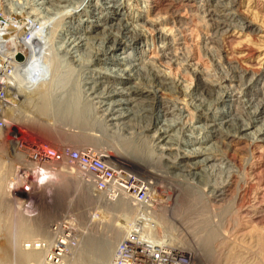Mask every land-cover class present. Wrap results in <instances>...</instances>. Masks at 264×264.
<instances>
[{"label": "bare ground", "instance_id": "bare-ground-1", "mask_svg": "<svg viewBox=\"0 0 264 264\" xmlns=\"http://www.w3.org/2000/svg\"><path fill=\"white\" fill-rule=\"evenodd\" d=\"M9 1L17 16L16 20L7 19L0 12V85L9 87L10 101L0 104L3 122L0 129L7 128L11 114L20 109L27 111L34 103L36 111L18 115L23 125L55 135L59 128L53 125V120L61 118L60 121L68 122L66 125L80 129L91 144L81 148H56L35 138L30 141L18 138V142L12 139L8 143L12 145L13 161L21 163L16 166L14 177L5 184L18 200L15 205L7 202L6 207L12 205L14 214L7 213L6 217L15 218L12 221H16L17 227L13 232L20 236L38 233L40 242L28 248L24 246L26 250L21 245V250H17L18 261L24 264L25 258L33 257L36 260L33 264H82L80 250L85 248L97 254V260L91 264H111L120 242L133 228L134 211L125 203L123 193L118 194L116 201L100 194L92 176L66 158L37 161L32 157V150L44 144L62 153L72 148L103 154L146 180L150 179L129 164L113 160L106 149L136 162L145 161L148 167L151 163H163L169 172L181 178L180 183L192 200L196 198L197 206L206 207H202L206 191L216 201L232 197L238 203V218H250L252 229L258 228L260 235L264 234V186L255 175V153L257 148L264 147V55L259 67L250 69L243 58L255 54L253 47L246 46L240 60L235 50L225 49L223 44L228 42L222 41L235 38L236 32L254 38L259 30L239 9L240 0ZM191 11L200 15L195 25L196 19L191 22L193 27L188 20ZM195 37L204 44L203 50L196 46ZM202 52L211 57L218 54L215 58L218 71L210 73L203 67ZM19 53L23 55L22 60L17 59ZM57 59L63 68L58 75ZM112 137L126 142L115 143ZM243 146L248 149L245 159H241L240 152L241 156L238 155ZM28 155L35 161L28 160ZM61 163L71 170H64ZM189 175H196L209 188L204 187L200 192L192 185ZM61 177L78 179L82 186L78 189V203H69L67 209L73 207L83 213L95 200L85 230H81L79 219L74 215H64L47 230L46 221L52 216L49 212L39 217L40 213L34 217L27 214L34 210L36 188L41 186L52 195L51 179ZM64 183L58 181L55 189L62 190ZM153 183L156 182L153 180ZM27 184L29 190L22 188ZM158 187L157 206L168 199ZM252 190L255 196L249 203ZM59 202V208L63 209L65 202L63 199ZM104 212L109 228L112 229L117 219L124 218L126 228L119 224L109 236L98 226L91 231V225L101 220ZM142 212L151 215L152 211L147 208ZM11 222H6V226ZM209 225H204V229ZM209 231L202 243L208 255L218 236L214 229ZM163 234L160 238L158 232L157 238L144 237V242L159 240L163 244L167 240ZM33 236L36 241L37 234ZM8 238L5 233V252ZM257 244L264 247L263 236ZM165 246L185 251L176 243ZM57 250L59 260L52 262L49 255ZM26 264H32L31 260Z\"/></svg>", "mask_w": 264, "mask_h": 264}, {"label": "rangeland", "instance_id": "rangeland-1", "mask_svg": "<svg viewBox=\"0 0 264 264\" xmlns=\"http://www.w3.org/2000/svg\"><path fill=\"white\" fill-rule=\"evenodd\" d=\"M8 2H10V1L9 0H0V12H3L7 19L11 18L12 20H16V19H14L17 16V15H15V10L13 8L14 6L9 5ZM239 7H240L239 9L241 10V12H243V15H245L249 19L253 20V23L255 24V26L259 27V30H258V32L254 38L251 37V35L241 34V33L236 32V35H235L236 39L235 38H233V39L227 38L226 39L227 41H224V39L222 41L224 43L228 42V44L227 43L223 44V45H225L224 46L225 49H228L229 51L232 49L235 50V52H237V57H238V55L240 56V57H238V58H240V60H241V56L245 54L244 51H245L246 46L253 47V49L255 50V54L253 56H248L249 58L248 57L243 58V59L247 60V61H244L245 64H247L248 67H250V69H252L256 65L259 67L261 60L263 58V55H264V0H240V6ZM183 13H185V12H183ZM191 13H192V15H191ZM191 13H188V17H189L188 20H189V23L192 25L191 22H194V20L200 15L197 11H193V12L191 11ZM194 15H195V17H194ZM19 17L24 18L25 16H19ZM199 18L200 17H198V20H200ZM198 20L196 19L195 20L196 22H194L193 24L195 25ZM15 26L16 25H14L13 28ZM192 27H193V25H192ZM196 37L194 38V40L196 41L195 42L196 46L199 47L201 50H203L202 47L204 46V44L202 43L201 40L199 41V39ZM196 39H198V40H196ZM229 44H230V46H232L231 49H229L230 48ZM116 52H118V51H116ZM119 52H121V51H119ZM202 54H203L202 55L203 57L206 55L205 52H202ZM217 55L214 57L207 55L203 58L204 63H202V65L207 71H210V73L216 72L215 70L218 71V69H219L218 68L219 64H217L218 61H216V59H215L216 57H219ZM209 57H211V58H209ZM60 61L61 60L57 59V63L55 65V70L57 71V75L60 74V72L63 70ZM246 62H250V63H246ZM223 65L224 66L227 65V63L223 62ZM27 109H28L27 111L20 109V110H18V112L16 111L13 114H11L12 119H9V124H8L7 128L5 130L0 129V264H17V263L23 264L22 262L18 261L19 258L17 255V253H18L17 250H21V248L25 249V247H27V246L30 247L34 243H40L38 233H36L37 236H35V239L37 241L36 242L34 240V236H33L36 234H32V235L30 234L29 236L26 235L27 237L25 235H21L23 237L22 238L20 235L13 232V230H15V228L17 227V225L15 224L16 221H14V222L12 221V220H15V218L13 219L12 216L6 217L7 213L8 214H14V210L12 208V205L11 206L9 205V208L6 207L7 202L15 205L16 203H18V200L13 195V193H11L6 188L5 184H6L7 180L14 177L15 172H16V166H19L21 163L18 160L13 161L15 157L13 156L12 147H10L12 145L8 146V143L12 139H17V142H18V138L23 139L24 141H30V140H32V138H35L38 141L40 140L43 143L50 144L56 148H62L63 146H70V147H74V148L75 147L81 148V147L91 146L89 141L83 136V134H81L83 132H81L80 129H75V128L70 127V125H66L68 122L65 123V122L60 121L61 118H59V119L56 118L57 120L56 119L53 120L54 123L51 120L53 125H55L57 128H59V131H60V132L58 131V133L55 135H54V133H48V132H45V131L38 129V128H32V127H28L26 125H23L21 123V120L19 118H17V117H19L18 115H21L20 113L25 114V112H26V114H27V113H30L29 111H31V112L36 111V105L33 103L29 107H27ZM77 126L81 127L80 124H78ZM71 128L75 129V130H72ZM66 129H68V130H66ZM112 140L115 143H117V142L123 143L125 141V140H120L119 138H116V137H112ZM18 145H19V143H18ZM245 151H246V153H245ZM106 152L109 155H111L113 160L116 159L115 160L116 162H118L119 160H120V162H125V163L129 164L132 168H134L139 174L149 178L150 180H154L156 182L155 185L157 187L160 186L158 188L161 189V192L163 191L165 193V197H167L168 199H165L164 200L165 202L163 201L162 203H160L156 207V209L153 211L154 213L151 212V215L154 214L153 215V219H154L153 221L158 223V224H155L157 227L155 232L156 233L158 232V234L160 233V235H158L159 238L162 236L161 235V234H163L162 232H164L167 235L166 236L165 234H163L167 238L166 242L164 241V243H166V244L163 243V245H172L173 246V244L175 245V243H176V246L181 245L182 247L185 248V251H187V253H189L191 255L190 257H192V263L193 264H234V263H236V264H238V263H240V264H255V263L256 264L257 263L258 264H264V247H261L260 244L256 245V243L259 240V237H262V236L264 237V234L260 235L261 231L258 230V228H257V230L252 229L253 224H252V222L249 221V220H251L250 218L248 219L247 217H245V218L243 217V219H242V216H240L241 220H240V218H238L239 217L238 210H237L238 209V203H236L232 197H229L225 200L216 201V199L214 197L208 196L209 192L206 191L205 192L206 195L204 197H202V199L206 197L205 200L203 199V202H202V204L204 203L202 207L203 208L205 206L206 207L204 209H202L201 207L196 205V202H197L196 198L195 199L193 198V200H192L191 194L185 189L183 184L180 183L181 178H179V177L175 176V174L169 172V169L167 170V167L165 166V164L160 163L158 165V164L151 163V165H150L151 167H148L147 162H145V161L144 162L143 161L142 162H136V161L130 159L129 157H127L123 154L121 155L112 149H106ZM239 152L242 156L239 155ZM246 154L248 155V149L246 150L245 146H243V148L239 149L238 155L241 156V159H245ZM255 154L257 156L256 157L257 159L255 160V175H257L258 177L261 178V185L264 186V147L257 148V152ZM27 158L30 161H35L34 159L29 158V155ZM127 159H128V161H127ZM10 163H12L11 168H8V167H10L9 166ZM6 164H7V166H6ZM62 164H64V163H61V165ZM47 166H49V165H47ZM62 166H63L62 168L64 170H68V171L71 170L70 167L67 165H62ZM145 166H147V167H145ZM8 169H10V170H8ZM221 175L223 176L224 174H218V176H221ZM188 178H190L189 180L192 181V185L194 186V188L198 189L200 192L203 191L201 189H203L204 187L209 188V186H206L204 183H202V180H199L200 178L197 177L196 175L195 176L189 175ZM195 178H196V180H195ZM56 180H58L59 182L60 181L65 182L63 184V189L62 190L58 189L59 192L57 189H55L56 188L55 185L56 186L58 185V181H56ZM51 182H54V183H52L53 194L52 195L49 194L44 188H41V186H38V188H36L34 195H33L34 200L36 199L34 204H33L34 210L31 212H27V214L32 215L31 217H34L35 215L40 213V215L38 214V217H39V216H42L43 214H45L46 212H49L52 216L49 217L48 220L46 221L47 222L46 223L47 230L49 229L50 224L57 221L58 219H60L64 215H69V216L74 215V216H77V218L79 219L78 222H80V227H82L81 230H85L84 229V227L86 228L85 222L88 220L90 214L93 212V209L95 208L94 207V204H95L94 201L95 200H93L91 205H89L88 208H86L84 211L81 210L83 213L76 212L75 209H73V207L71 209H67L66 205H68L69 203H72L73 205L78 203L77 200L79 198V193H80V191H78V189L82 187V186H80L81 185L79 183L80 181H78V179H75L73 177H70V178L69 177H61V178H57V179L52 178ZM257 185H259V184H257ZM43 186L44 185H42V187ZM56 190H57V193L55 192ZM172 192H173V194H172ZM254 192H255V190H252V193L250 195L248 202L253 201L254 196H255ZM54 193H56V194H54ZM44 195H46V196H44ZM166 195H169V196H166ZM37 196H39V198ZM41 199H42V201H41ZM61 199H63V201L65 202V204L63 205V209L59 208V205L61 203L59 201H61ZM249 203H246L245 205H248ZM37 204H38L39 210L37 209V206H36ZM39 204L41 206H39ZM56 209H58V210H56ZM16 212H15V214L18 215ZM19 215H20V213H19ZM7 218H8V220H7ZM9 218L10 219L12 218V219L10 220ZM106 218H107V216L105 215V212H104L102 219L99 220L98 222H94L93 225H91V227L89 229L91 231H93V230H95V227L98 226V228H101V231L102 230L104 231V234L106 233L105 234L106 236H109L113 233V228L115 226L118 227L119 224H120V227L124 225L123 227L126 228V226H127L126 225V223H127L126 218H124L123 221L117 219V223L113 224L114 226L111 229V228H109V224L107 223ZM228 219H229V221L231 220L230 221L231 223L226 224L227 222H229ZM223 220H225V221L223 222ZM6 222L8 224H9V222H11L10 225H12L13 227L12 226L9 227L10 225H8V227H7ZM207 222L210 224L208 226L210 228H208L206 226V230H207L206 231L204 229V225H208ZM263 223H264V220H263ZM15 225H16V227H15ZM226 225L228 226V228H226L227 227ZM212 226H213V228H212ZM6 227L8 228L7 229L8 232L6 231ZM210 229L211 230L214 229L215 231L218 229L219 230L216 231V232H218L217 233L218 236H217L216 240L213 241V243H212V253H210L208 255L207 252L205 253V251L203 250L202 243H203L204 238L210 232L209 231ZM87 230H88V228H87ZM127 230H128V227H127ZM5 233H6L7 238H8V236H11L8 238L9 242L7 245H9V246L6 249V251L8 253L5 252V250H4L6 248L4 246ZM13 234H15V235L17 234L16 237L14 235L12 238ZM220 234L223 236H221ZM227 235H229L230 237ZM170 236L172 238H175L173 240L174 242L172 241ZM223 237L228 238L229 241L227 240V238H225V240H227L228 243H226L227 241L223 240L224 239ZM14 238H17V240L16 239L14 240ZM19 238H21V239H19ZM233 238H234V240H233ZM235 238H236V240H235ZM218 239H220V240H218ZM31 240L34 242L32 243ZM217 240L220 242H218ZM221 240L225 241V242L223 243V242H221ZM156 241H158L160 243L159 240H156ZM171 241H172V243H171ZM230 244H231V246L233 244L236 246L234 247V245H233V247H231V246H229ZM20 246H21V248H19ZM13 251H14L16 257L14 255ZM83 252L84 253L87 252L86 253L87 255L84 254ZM12 253H13V255H12ZM80 255L82 257L81 258L82 264L95 263V261L97 260L96 259L97 258L96 252L95 251L92 252L89 249L83 248L82 250H80ZM14 257H15V259H14ZM83 257H86V258H83ZM28 258L29 257L24 259V260H26L24 264H26L28 262V260H31L32 264L35 263L36 260L33 257H30L31 259H28Z\"/></svg>", "mask_w": 264, "mask_h": 264}, {"label": "built area", "instance_id": "built-area-1", "mask_svg": "<svg viewBox=\"0 0 264 264\" xmlns=\"http://www.w3.org/2000/svg\"><path fill=\"white\" fill-rule=\"evenodd\" d=\"M9 102V87L7 84H2L0 85V104ZM2 123L0 121V125ZM32 155L37 161L42 158L62 161L66 158L69 162L80 165V168L92 176V182L100 194H104L108 198L110 196L115 201L120 196L119 193L125 195V203L129 209L134 211L132 215L133 228L120 242L116 257L111 264L192 263L190 255L182 249L167 248L155 240H150L149 243L144 242V237H148L147 239L157 238L155 232L157 227L153 222L154 214L146 215L145 212H142L147 208L153 212L157 206V187L153 180L141 178L128 168L111 162L107 156L90 150L81 151L68 148L62 153L44 144L35 147L32 150ZM22 188L29 190L30 186L27 184ZM115 191L116 194H114ZM59 256L60 252L57 250L49 255V259L52 262H57Z\"/></svg>", "mask_w": 264, "mask_h": 264}, {"label": "water", "instance_id": "water-1", "mask_svg": "<svg viewBox=\"0 0 264 264\" xmlns=\"http://www.w3.org/2000/svg\"><path fill=\"white\" fill-rule=\"evenodd\" d=\"M17 59L22 60V59H23V55H22L21 53H19V54L17 55Z\"/></svg>", "mask_w": 264, "mask_h": 264}]
</instances>
